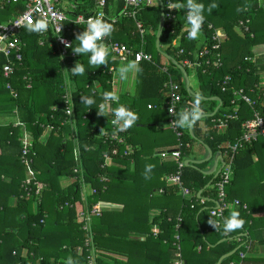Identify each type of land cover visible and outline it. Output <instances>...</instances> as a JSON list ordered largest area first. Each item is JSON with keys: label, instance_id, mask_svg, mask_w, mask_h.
Masks as SVG:
<instances>
[{"label": "trees", "instance_id": "obj_1", "mask_svg": "<svg viewBox=\"0 0 264 264\" xmlns=\"http://www.w3.org/2000/svg\"><path fill=\"white\" fill-rule=\"evenodd\" d=\"M178 2L186 4L187 0H178ZM196 2L203 5L204 23H210L214 28L222 29L225 33L219 50L221 65L217 66V63L213 62V68L208 74L196 72L201 87L208 88L209 96L217 97L221 102V108L216 114L205 118L206 131L202 145L214 152L219 150L220 145L236 141L241 133L242 122L252 116L251 108L241 103L238 120L229 121L223 133L212 129L211 120L213 118L230 113L229 102L232 97V89H243L249 92L251 88H254L255 92L250 96L253 100L258 99L256 109L264 117V88L257 85V67L249 60L252 56L251 48L264 44V9L259 6L258 0H196ZM212 5L223 10V13L218 16V21L213 18L217 15L212 11L214 8ZM117 7L121 9L122 4L118 3ZM21 9L20 3L9 4L0 10V23L7 21ZM186 9L184 7L180 9L177 21L173 25V32L166 27L163 28L159 41V46H166L165 54L173 58L179 65L183 57L177 56L171 49V44L178 36L181 37V48L187 51L195 50L193 40L187 38L188 32L182 33ZM79 12L85 13L86 11L79 9ZM139 18L145 28L152 31L151 34L145 36L144 51L152 56L154 64L146 61L138 63L134 95L128 98L123 96L119 104L107 105L106 111L111 113L115 108L123 105L137 116V120L142 121L151 113H156V109L164 103V97L160 91L163 75L159 70L160 64L157 60L160 51L155 44L160 10L145 8L140 11ZM239 21L244 23L248 21L246 25L249 27V32H245L242 28L237 29ZM117 31H119V36L112 38L113 40L123 42L128 46H134L139 41L138 37L132 35L134 23L129 19H121ZM200 31L205 37V43L201 48L210 47L212 44L211 32L206 29L204 24L201 25ZM83 33L84 30L79 28L77 35L72 37L71 50L73 52H75L74 47L79 43L77 36ZM20 37L24 45L22 61L15 65L13 75L8 80L16 92V97H12L5 87L8 82L2 75V65L5 60L0 56V111L10 110L12 112L15 110L18 112L20 121L33 135V148L36 153L33 169L35 171L38 162L45 169L44 171L39 169L40 173L36 176L39 185L44 189H42L41 203L36 211L32 209L33 199L19 198L22 194L21 183L25 178V169L19 161L21 131L11 124L0 127V175H3V179L0 178V229H2L0 231V264H51L50 259L53 257L55 260L72 259L77 263L85 264L89 250L83 247L85 234L81 230L83 219L80 217V213L83 211V202L89 207L94 204L101 205L102 202L123 206L120 211L104 210L99 217L92 219L93 244L98 250L95 264H110L105 262L104 258L114 260L112 264H172V242L176 233L174 230L176 216L182 218L179 236L186 264H216L222 256L235 249H243L242 243H235L233 238L241 236L244 231L250 233L251 225L254 223L252 218L254 210L252 202L246 200V193H242L243 196L237 194L236 182L255 164L252 161L253 156L257 155V162H262L260 153H264V140L259 139L239 151L235 156L234 180L232 179L233 181L227 187L226 193L228 201L238 199L242 205H246L245 210L242 209V206L237 210L240 214L239 218L243 219L245 223L241 229L230 232L229 237L225 238L223 231L217 232L208 221V210L213 206L212 202L215 199L214 191L212 194L200 197L204 200L203 205L198 203L197 193L204 191L210 182L211 185L215 182L214 175L207 176L201 165L184 166L181 173L183 185L195 194L190 202L175 195L178 192L176 188L166 187L164 182L158 180L159 175L163 173H176L177 166L174 162L158 165L157 161L149 160L155 162L157 175L151 181L140 178L137 167H134V171H129L132 159L135 161V166L144 162L143 157L147 156V153L143 151L142 146L141 150L135 151L130 157L119 156L112 159L113 162L126 166L124 170L106 163L103 154L109 152V146L103 144L100 133L103 128L107 131L110 130L109 119L105 111L103 115H99L98 112L103 93L111 92V86L106 83L110 81L111 76L104 71H99L101 65L89 64L90 53L75 52L76 64L80 61L85 72L83 75L71 76L69 71L63 68L52 40H50L52 45L49 41H45L41 45L40 37L35 31H29V28H24ZM109 56H106V63L103 64L106 68L116 65L115 62L110 61ZM76 64L71 68L74 69ZM184 70L186 73L188 72V69ZM169 71L174 82L181 88L183 95L181 109L185 107L191 109L194 101L200 99L202 115L213 113V110L207 111V102L203 98L186 91L182 81L183 74L179 68L170 63ZM92 72H95L96 75L93 76ZM65 74L70 79L78 127L76 138L73 137L70 126L63 124L65 113L62 96L65 92ZM227 75L232 76L233 81L230 87L222 92L219 84ZM94 82L101 83L100 92L94 90ZM28 84L30 88H27ZM201 96L206 97L204 94ZM82 97L91 98L94 103L87 105ZM148 105H151L152 108L148 109ZM40 124L52 128L44 145L38 142L39 137L46 131L39 127ZM127 129V134L134 130L140 131L142 134L153 131L154 127L144 126L137 129L133 124ZM181 129L183 135L180 139V151L182 158H187L191 150L186 148V144H190L192 147L198 139L196 135L192 137L188 135V128ZM167 133L171 144H177V136L172 129L168 128ZM75 139L78 141L85 170L82 177L84 187L74 180L71 185L61 189V180L75 176L73 173ZM126 142L131 146L135 145L133 136H128ZM123 151L124 147L120 146L119 153ZM104 163H106L105 170H101L100 166ZM10 166L15 167V175L4 173L3 169H9ZM99 174L106 175L109 178L108 182L100 183L97 177ZM145 181L148 184H141ZM153 188H163L164 194L151 197ZM9 199L17 200L10 206ZM254 200L255 203L264 201V191H256ZM64 202H68L72 206L59 210V206ZM172 203H175V212L170 209ZM191 203H193V208H190ZM163 207H167V212L160 213L153 218V222H157L159 226L157 238L149 237L144 242L139 241V236L149 232L151 223L149 212ZM44 214L47 215V219L44 218ZM230 214L226 212L225 216L228 217ZM43 218L44 223L41 224L40 221ZM49 219H51V223ZM49 227L64 236L55 241L53 252L39 255V247L46 244V232ZM222 240L224 241L219 243ZM78 246L83 247L81 254L76 252ZM198 247H200L199 251ZM23 248L29 251L26 258L21 256ZM109 253L118 254L125 260L112 259L108 255ZM235 260H237L236 254L223 260L221 264H229ZM52 264L63 263L55 261Z\"/></svg>", "mask_w": 264, "mask_h": 264}, {"label": "built area", "instance_id": "obj_2", "mask_svg": "<svg viewBox=\"0 0 264 264\" xmlns=\"http://www.w3.org/2000/svg\"><path fill=\"white\" fill-rule=\"evenodd\" d=\"M162 9L164 13V27L170 29L173 32V25L177 21V16L181 8L179 9H169L167 8V3L171 0H161ZM172 2H177V0H172ZM22 6L21 10H18L12 17L7 21L0 23V56L5 60L2 65V75L5 80H9L14 72V67L17 63L22 61V49L23 42L21 40L22 30L24 28H29L36 23L37 20H44L48 23V28L43 32H36L40 37V44L43 45L45 41L52 40L55 45L58 57L63 64V68L68 70L72 76L71 70L72 65L76 64V53L72 49V37L76 36L78 29L81 28L84 31L87 28V22L89 18H99L106 23L112 25V30L110 35L103 37L102 41L107 49L110 58L118 63H128L134 62L138 64L142 61L153 63L152 56L144 51L145 46V36L149 33V29L145 28L144 23L140 20V11L145 8H156L160 9V5L157 0H92V10L89 13H78L77 6L79 5L75 0H0V10L4 9L9 4H19ZM121 3V9H118L117 4ZM187 12L185 10V25L190 26L187 21ZM126 18L134 23L133 36L138 37V42L134 46H128L123 42H119L112 39V36L117 32L118 25L121 19ZM243 21H239L238 28H242L245 32H249V27ZM206 29L211 32V46L200 48L195 51H187L181 48L179 45L175 46L174 43L171 44V49L176 53L177 56H181L182 62L180 65L182 68H186L193 72H201L202 74H208L210 69L213 68V62L217 63V66L221 65V55L220 46L221 42L225 38V33L222 29H216L210 23H203ZM180 37V36H179ZM181 38V37H180ZM50 45L52 43L50 42ZM251 60V59H249ZM241 70V68H238ZM161 74L163 75V82L161 86V93L163 94L165 100V111H166V126L176 134L177 136V146L174 149L162 150L157 153V156L162 162L171 161L177 166L176 173L168 174L163 177V181L169 186L174 187L181 195L182 198L191 202L192 197L195 195L190 192L182 183L181 173L183 167L185 166V160L181 155V143L180 139L183 135L181 127L176 126L175 121L179 118V114L185 110H190L188 107L181 109V103L183 100V95L181 93L180 86L174 82L169 67L160 66L159 68ZM106 72L108 75L113 76L115 69L109 67ZM69 75V76H70ZM95 76L96 73L92 72ZM68 75L65 74V92L62 96L63 108L65 113L64 125H69L74 129L75 123V112L72 101V91L70 87ZM233 81L232 76H225L220 82L219 86L221 91L224 92L228 87H230ZM110 86L113 84V80L107 81ZM6 89L12 97H16L15 90L11 87L10 81L5 84ZM30 88V85H27ZM255 92L254 88H251L249 92L243 89H232V97L229 102L230 113L222 114L217 118L211 120L212 129L218 133H223L231 120H238V113L240 109V104L244 103L251 108L252 116L247 120L243 121L240 127L241 133L236 141L233 143L227 142L224 145L218 147V159H216L215 167L212 168L211 172L215 175V182L212 187L215 193L214 205L209 208L208 216L210 225L213 227L212 223L215 224L216 231H223V236L225 238L229 237L230 232L225 234L223 222L226 218L225 214L230 209L231 205L234 204L238 207L242 206L238 200L232 202L228 201L226 189L230 185L233 175H234V164L235 156L245 147L252 145L259 139L264 140V117L256 109L258 105V99L253 100L250 94ZM104 94V93H103ZM103 95H102V104ZM109 104H119V100L116 102H109ZM108 104V105H109ZM100 106V105H99ZM151 109L152 106L148 105ZM15 111V110H14ZM16 112V111H15ZM105 114L108 115L110 130H103L100 133V138H102L103 144L109 146V152L103 154L104 160L109 165H115L113 158L115 157H130L134 153L133 146L127 144L126 140L128 138L127 131L119 130L118 124H113L112 121L115 118L114 112L107 113L105 109ZM15 127H18L21 131L20 135V152L19 161L23 165L26 177L21 183L22 194H20V199H33L37 205H40L42 200V187L36 178L35 171L33 169L34 159L36 153L33 148L34 138L31 132L26 128V126L21 122H15ZM40 128L51 130L43 124L39 125ZM188 135L192 137L191 132L188 129ZM123 146L124 151L119 153V147ZM187 149H191L190 144H186ZM73 160L75 163V168L73 169V180L79 182L81 187H84L83 182V164L80 154V149L77 139L74 141L73 149ZM106 163L100 166L101 170H105ZM98 180L100 183H107L109 178L104 174H99ZM158 193L162 194L163 190ZM198 203L200 205L204 204V200L199 197ZM70 203L64 202L59 206V210H63L65 207H71ZM190 208H193V203L190 204ZM245 210L246 206H242ZM102 208L99 204H94L91 207L85 203L83 211L80 213V217L83 219V225L81 230L85 234L83 247L89 250V255L85 264H95L97 259L95 247L93 244V233L91 230V222L93 218L99 217L101 215ZM45 218V216H44ZM44 218L41 219L40 223H44ZM182 222V218L179 216L176 218V225L174 226L175 235L172 242L173 247V261L172 264H186L183 258L181 250V239L179 236V227ZM154 232V235H157ZM234 239L235 243H242V250H236L234 254L237 255V260L229 262V264H242L247 256V252L250 249L251 242L245 236H237ZM82 246L76 248L77 254H81L83 251ZM200 250V249H198Z\"/></svg>", "mask_w": 264, "mask_h": 264}, {"label": "crops", "instance_id": "obj_3", "mask_svg": "<svg viewBox=\"0 0 264 264\" xmlns=\"http://www.w3.org/2000/svg\"><path fill=\"white\" fill-rule=\"evenodd\" d=\"M75 1L79 4L77 6L78 7L77 12L80 9V11H86L84 13V14H86L92 10V1L91 2L88 0H75ZM258 3H260L259 6L262 9H264V0H258ZM117 6H118V4H117ZM182 29H183L182 33L189 32L190 26L184 25V27ZM237 29H239V28H237ZM119 31H120V29H119ZM119 31H117L116 35L114 34L112 36V38L119 36ZM151 33H152V31L150 30L148 34H151ZM193 42L195 45V50L200 49L205 43L204 34L200 31L199 37L196 40H193ZM173 43L175 46H178V45L180 46V37L178 36ZM165 48H166V46H162V45L159 46L160 56L157 57V60L160 64V66H167L168 67V65L171 63V61L168 58H166V54L164 52ZM251 55H252L251 61L257 67V74H256L257 78H258L257 85L261 88L262 87L264 88V44H259V45L253 46L251 49ZM109 58H110V56H109ZM110 61L116 63V65H110L109 66V67H113L115 69V73L113 76H111V79H110V80H113V84L111 85V92L115 93L119 97V103H120V100L123 96L128 98V97H132L135 93L137 68L131 69L126 74L125 78L121 79L120 78V69L122 67H124L125 65H128L129 63H132V62L122 64V63H118L116 61H113L111 58H110ZM78 62H79V64H81L80 61H78ZM136 65H138V64H136ZM105 69H108V67L106 68L104 65H101L99 67V71H102ZM191 74H189V72H187L185 75L186 77L183 75L182 81H183V85H184L185 89L187 87H189L190 93L192 95L203 98L207 102L206 108H207L208 112H210L212 110H213V113L216 110L218 111L221 108L220 100L217 97H212V96L210 97L209 96L210 92H209L208 88H206V87L202 88L201 87V83L198 81L196 73L192 71ZM93 88L95 91L100 92L101 91V83L100 82H94ZM202 94H204L206 97H202L201 96ZM164 100H165V98H164ZM165 112H166L165 111V105L163 103V104H161L160 108L156 109V113H151L150 115H148V117H146L142 121L136 120L134 123V125L137 129L143 128L144 126H148V127H152V128L154 127L153 131H148V133L144 132V133L140 134V131L134 130L132 133L128 134L129 137L133 136L134 144H135L133 146L134 152L141 150V146H142L143 151L147 153L146 154L147 156L143 157L144 162H142L138 166H135V161L132 159L130 161V164H129V171L132 172V171H134V167H137L138 175L140 176V178H142V179L144 178L145 180L151 181V179H153L154 177L157 176L156 175V167L154 164L156 161L159 163L158 165L171 162V161L162 162L159 159V157L157 156V153L159 151H162V150L174 149L177 146V144H171V139L168 136V133H167L168 127L166 126V113ZM213 113H206V114L202 115L201 118L196 121L197 124L191 128V131L189 130V132H191L192 136L196 135L198 140L196 143L193 144L192 148L189 149V150H191V152L188 155V157L184 158L185 161L186 160L191 161L192 162L191 165H193V164L194 165H201L203 172L207 176L213 175L211 170H212V168L214 169V167H215L216 159H218L217 154L219 152L218 150L211 152L205 146L202 145L204 133L206 131L205 118L207 116L212 115ZM156 116H157V118H156ZM17 121H20L18 112H15V111L10 112V110L0 111V127H4V126L9 125V124H11L12 126L15 127V122H17ZM103 129H105V128H103ZM70 131L73 133V137L76 138L77 132H78L76 119H75V123H74V129L70 127ZM50 133H51L50 130L44 131L42 133V135L39 137L38 142L40 144L44 145L46 143L48 137L50 136ZM260 158L262 159V162H257L258 156L257 155L253 156L252 161H253V163H255L253 165V167L250 170H247V172L249 171L248 173L245 172L244 174H242L240 176V178H238V180L236 179L237 180V182H236L237 194L239 196H243L242 193H246V200L248 202L249 201L252 202V206H253V210H254V213L252 214V218L254 219V223L251 225L252 229H251L250 233L247 231H244V233L242 234V236L247 237L251 242L250 249L247 252V256H246L245 260H243L242 264H264V201L255 203V200H254L255 195H256V191H258V190L264 191V182H262V180L264 179V153L263 152L260 153ZM149 160H153L155 162H152ZM206 162L210 163V166L207 168L205 167V169H204L202 164H204ZM244 162H245V160H244ZM148 165L152 166L151 171H146V166H148ZM111 166L116 167V168L121 169V170L126 169V166L119 164V163H116V162H115V165H111ZM40 167H41V164L39 162L36 163V169H35V175L36 176H38L40 173V171H38L39 169H41V171L45 170L43 167H41V168ZM83 169H84V167H83ZM3 170H4V173L6 172L7 174L15 175L16 169H15V167L10 166L9 169L5 168ZM234 171H235V166H234ZM84 172H85V170H83V172H82L83 176H84ZM246 173H247V175H246ZM24 175L26 177L27 173L24 172ZM165 175H168V174L163 173L162 175H159V177H158L159 182H164L162 179ZM0 178L3 179V175H0ZM233 180H234V175H233ZM72 182H74V180L71 177H68L67 180L66 179L61 180L60 181L61 189H65L67 186L71 185ZM141 184H148V182L145 181L144 183H141ZM2 187H5V186H2ZM43 187H45V186H43ZM166 187H169V186L166 184ZM171 188L174 189V187H171ZM42 189H44V188H42ZM160 190H163V188H153V190L151 192V197L162 196L164 194V192L162 194L158 193ZM213 191L214 190H213V187H212L211 182H210L204 191H200L197 193V196L198 197H205V196H207V194H210V193L212 194ZM175 195H177L179 197L181 196L178 192H176ZM182 199H184V198H182ZM15 200H17V199H14V201ZM234 200H238V199H233V201ZM9 201L11 202L12 199L11 200L9 199ZM212 204L214 205V202H212ZM33 205L34 206L32 207V209H33V211H36V209L39 207V205H37L35 203H33ZM241 205H242V203H241ZM100 206L102 208V211H104V210L120 211L123 207L120 204L107 203V202H102V204ZM244 206H246V205L244 204ZM83 209H84V202H83ZM170 209L172 210V212H175V203L170 204ZM238 209H239L238 206L232 204L230 209H228L227 212L231 213L232 211H237ZM166 212H167V207L153 209L149 212V218L151 221L150 227H149V232L147 234L139 236V238H138L139 241L144 242L149 237H151L153 239L157 238V235H154V232L159 233V231H158L159 226H158L157 222H153V218L155 216L159 215L160 213H166ZM44 216L47 219V215L44 214ZM177 217L178 216H176V218ZM49 220L51 223V219H49ZM74 221H77V220H74ZM208 221H209V218H208ZM209 223H210V221H209ZM0 228H1V225H0ZM1 230L2 229H0V231ZM63 236L64 235L58 234V231H53V229H51L49 227L47 232H46V237H47L46 238V244H45V246L39 247L38 254L39 255L43 254V253L48 254V253L53 252V250L55 249V244H56L55 241L59 237H63ZM198 249H200V247H198L197 250ZM95 251H96V253H98V250L96 248H95ZM28 255H29L28 249L23 248L21 250V256L23 258H26ZM108 255L112 259L125 260V258H121L118 254L109 253ZM39 260H41V258H39ZM68 260L69 259H63V258L55 260V258L53 257L50 259V263L52 264L56 261L57 263L68 264ZM104 261L112 264L114 260L104 258ZM72 264H80V263H77L74 260H72Z\"/></svg>", "mask_w": 264, "mask_h": 264}, {"label": "clouds", "instance_id": "obj_4", "mask_svg": "<svg viewBox=\"0 0 264 264\" xmlns=\"http://www.w3.org/2000/svg\"><path fill=\"white\" fill-rule=\"evenodd\" d=\"M187 8V21L190 24V31L187 34L189 40H196L200 35L201 25L203 23L204 17L202 15L203 5L197 3L196 0H187L186 4H181L178 2L167 3V8L169 9H179ZM215 7V5H212ZM48 28V23L44 20H37L32 26H29V31L43 32ZM112 30V25L106 23L99 18H89L87 22V28L82 35L77 36V41L79 42L77 46L74 47V51L77 53H90L89 64L94 66L103 65L106 63V56L108 55L107 49L103 43H98L102 41L103 37L110 35ZM133 68H137V65L132 62L125 65L120 69V78L124 79L126 74ZM85 72L84 66L77 63L76 67L71 70L72 75H83ZM84 103L87 105H92L94 100L91 98H84ZM119 97L113 92H105L103 94V103L99 106V115H103L109 102H116ZM114 119L113 124L119 125V130L124 131L131 127L137 120V116L127 109L125 106L121 105L113 110ZM202 110L200 108V99H196L190 110H185L179 114V118L175 121L176 126L181 128H192L196 121L202 116ZM151 165L146 166V171H151ZM240 214L238 211H232L230 216L226 217L223 222L225 234L241 229L244 225V220L239 218ZM215 228V224L212 223ZM68 264H72V260H68Z\"/></svg>", "mask_w": 264, "mask_h": 264}, {"label": "water", "instance_id": "obj_5", "mask_svg": "<svg viewBox=\"0 0 264 264\" xmlns=\"http://www.w3.org/2000/svg\"><path fill=\"white\" fill-rule=\"evenodd\" d=\"M157 2L160 5L161 12H160L159 26H158V30H157V33H156V42H155V44H156V48L159 50V41H160V37H161V34H162L163 26H164V13H163V9H162V1L161 0H157ZM166 58H168L175 67L179 68L184 76L186 75V72H185L184 68H182L181 65L177 64L173 60V58H171L170 56H167V55H166ZM186 91L188 93H190L189 87L186 88ZM216 112H217V110L212 115H210V116L211 117L214 116L216 114ZM189 130L191 131V128H189ZM191 164H192L191 161H187V160L185 161V166H188V165H191ZM214 177H215V175H214ZM223 241L224 240L220 241L219 243H221ZM236 250L237 249H235L234 251H232V252H230V253L222 256L218 260L217 264H221L223 260L230 258L232 255H234V253L236 252Z\"/></svg>", "mask_w": 264, "mask_h": 264}, {"label": "rangeland", "instance_id": "obj_6", "mask_svg": "<svg viewBox=\"0 0 264 264\" xmlns=\"http://www.w3.org/2000/svg\"><path fill=\"white\" fill-rule=\"evenodd\" d=\"M212 11L213 12H215L216 13V17H213L216 21H218V16H220L222 13H223V10H222V8H219V7H217V6H215L213 9H212ZM209 12V11H208ZM239 32V31H238ZM241 35V34H240ZM252 49V48H251ZM168 67H169V65H168ZM189 72V74H191V70H189L188 71ZM192 75V74H191ZM208 164V165H207ZM203 165V168L205 169V167L207 168V167H209L210 166V163H208V162H206V163H204V164H202ZM67 180V179H66ZM11 203H14V201H11L10 203H9V205L11 206L12 204ZM35 203V202H34ZM36 204V203H35ZM34 206V205H33Z\"/></svg>", "mask_w": 264, "mask_h": 264}]
</instances>
